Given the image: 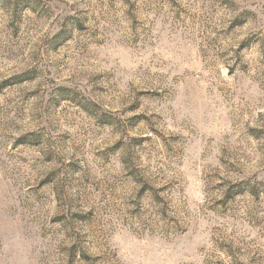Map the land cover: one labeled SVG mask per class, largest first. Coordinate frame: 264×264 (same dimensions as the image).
<instances>
[{
    "label": "rangeland",
    "instance_id": "rangeland-1",
    "mask_svg": "<svg viewBox=\"0 0 264 264\" xmlns=\"http://www.w3.org/2000/svg\"><path fill=\"white\" fill-rule=\"evenodd\" d=\"M0 264H264V0H0Z\"/></svg>",
    "mask_w": 264,
    "mask_h": 264
}]
</instances>
